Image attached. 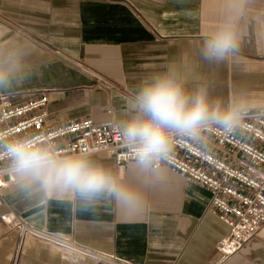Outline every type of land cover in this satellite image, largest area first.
<instances>
[{"label": "crops", "instance_id": "crops-1", "mask_svg": "<svg viewBox=\"0 0 264 264\" xmlns=\"http://www.w3.org/2000/svg\"><path fill=\"white\" fill-rule=\"evenodd\" d=\"M229 24L235 46L222 60L203 56L206 40ZM0 94L13 102L50 91L51 126L73 118L120 124L140 84L174 70L210 106H264V0H0ZM137 199L103 193L46 195L17 178L2 190L9 210L34 227L68 236L127 264H264V225L241 250L219 248L228 228L207 211L209 190L167 166L142 172L111 155L85 156ZM0 264H109L17 230L0 219Z\"/></svg>", "mask_w": 264, "mask_h": 264}, {"label": "built area", "instance_id": "built-area-1", "mask_svg": "<svg viewBox=\"0 0 264 264\" xmlns=\"http://www.w3.org/2000/svg\"><path fill=\"white\" fill-rule=\"evenodd\" d=\"M49 93L42 89L18 103L7 93L0 94V197L15 180L7 145L17 139L39 137L57 158L104 154L111 155L120 167L135 160L118 136V123H97L83 117L48 125ZM239 112L240 118L231 130L211 125L198 139L174 136L167 158L153 166L165 165L209 190L207 211L228 228V235L218 241L226 255L241 250L264 225V106L241 108ZM0 219L7 230H17L22 237L32 236L96 261L127 264L93 252L68 236L34 227L14 211L0 214Z\"/></svg>", "mask_w": 264, "mask_h": 264}, {"label": "clouds", "instance_id": "clouds-1", "mask_svg": "<svg viewBox=\"0 0 264 264\" xmlns=\"http://www.w3.org/2000/svg\"><path fill=\"white\" fill-rule=\"evenodd\" d=\"M235 46L229 24L221 26L205 42L203 56L222 60ZM7 70L0 66V84ZM130 115L118 125V136L134 154L142 172L155 171L154 164L166 159L176 135L198 139L211 125L231 130L240 118L239 109L210 106L203 89L191 95L183 80L169 69L143 81L129 101ZM12 171L21 187L38 185L46 195L74 192L89 200L107 193L117 201L130 203L137 194L121 185L104 167L82 155L57 158L39 137L21 138L7 145Z\"/></svg>", "mask_w": 264, "mask_h": 264}]
</instances>
